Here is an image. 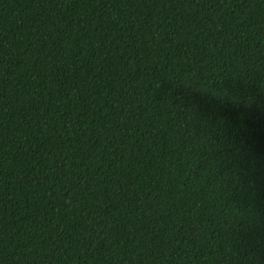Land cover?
Masks as SVG:
<instances>
[{
  "label": "trees",
  "instance_id": "trees-1",
  "mask_svg": "<svg viewBox=\"0 0 264 264\" xmlns=\"http://www.w3.org/2000/svg\"><path fill=\"white\" fill-rule=\"evenodd\" d=\"M0 264H264V0H0Z\"/></svg>",
  "mask_w": 264,
  "mask_h": 264
}]
</instances>
